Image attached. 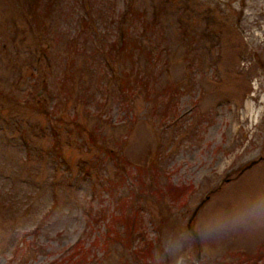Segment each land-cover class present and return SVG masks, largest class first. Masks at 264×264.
Wrapping results in <instances>:
<instances>
[{
    "label": "rangeland",
    "instance_id": "obj_1",
    "mask_svg": "<svg viewBox=\"0 0 264 264\" xmlns=\"http://www.w3.org/2000/svg\"><path fill=\"white\" fill-rule=\"evenodd\" d=\"M0 264H264V0H0Z\"/></svg>",
    "mask_w": 264,
    "mask_h": 264
},
{
    "label": "trees",
    "instance_id": "obj_2",
    "mask_svg": "<svg viewBox=\"0 0 264 264\" xmlns=\"http://www.w3.org/2000/svg\"><path fill=\"white\" fill-rule=\"evenodd\" d=\"M87 22H91V19H89ZM124 29L125 28H123L122 32L119 34V38L120 39H119V42H118V44H119L118 45L119 46L118 50L121 53H122V50H123V39H124V34H125ZM136 37H139V35H136ZM85 43L86 42L84 41L83 43H81V45L79 47L78 46V41L76 40L75 36L73 37V39L71 41H69V44L72 47H76V45H77V48L74 49L75 52L77 50H80L78 54H82V55H84V57H87L88 50H87V48L84 47ZM131 43H132V45L134 47L138 46L139 51L144 54V59L146 60V63H144V66H143L144 68L143 69H151V68L155 67L154 65L158 61L157 59L162 56L163 49L159 48L158 51L153 50V48H152L153 46L149 47L147 44H143L142 41L137 42L136 40H134ZM69 69H71V66L69 67ZM148 84H149V79H147V73L144 70V73H140V76H139V79H138V83H136L135 85H138L139 87H146ZM107 152L110 153L108 150H107ZM185 191H186V189L184 188V186L176 187V186L170 185L169 183L165 184V192L164 193L167 194L168 196H170L171 199H179L181 194H183ZM11 198H12L11 196L7 195V197H6L7 204L4 205L5 207L13 205L14 201ZM8 201H9V204H8ZM114 219H119V218L115 217ZM124 223H125V226H124V230L125 231L124 232L126 234V237L128 238V236L130 234V228L127 225V218L125 220H123V224ZM77 247H79V246L76 245L75 248L77 249ZM72 254L74 255V252ZM72 254H70V255H72ZM255 259L256 258H254V260ZM245 261H252V260L247 259Z\"/></svg>",
    "mask_w": 264,
    "mask_h": 264
}]
</instances>
